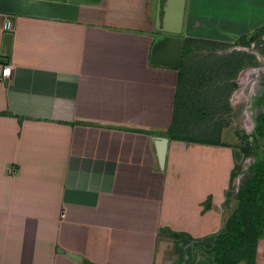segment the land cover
Returning a JSON list of instances; mask_svg holds the SVG:
<instances>
[{"label": "crops", "instance_id": "0c3cea01", "mask_svg": "<svg viewBox=\"0 0 264 264\" xmlns=\"http://www.w3.org/2000/svg\"><path fill=\"white\" fill-rule=\"evenodd\" d=\"M164 2L0 0V264H162L167 231L207 224L197 199L227 158L167 136L177 68L150 63ZM210 15L248 32L264 0H186L181 36L212 39Z\"/></svg>", "mask_w": 264, "mask_h": 264}, {"label": "rangeland", "instance_id": "374dc122", "mask_svg": "<svg viewBox=\"0 0 264 264\" xmlns=\"http://www.w3.org/2000/svg\"><path fill=\"white\" fill-rule=\"evenodd\" d=\"M221 4L217 6L219 10L225 8ZM209 10H214L213 5ZM211 17L213 26H210L208 33L212 39L202 40L208 41L207 44L198 43V39L195 44L189 45L190 49L187 48L183 59L185 70H182L186 73L183 75V81L181 76L179 81L177 77L172 93L174 97L171 96L170 101L173 99L175 125L181 123L183 116L186 117L184 137L220 141V145L211 150L199 143L195 147L200 149L198 153H205L209 157L226 156L227 159L222 164L223 172L216 171L214 167V175L208 178L216 183L215 177L222 175L223 181L220 184L223 186L220 190H206L205 193H200L204 194V197L197 199L200 219L203 221L207 212H210V216L206 225L197 226L196 237L183 233V237L175 239L171 236L173 231H167L165 237L172 238L175 245L170 246L166 242L163 246L166 250L162 264H215L208 252L213 248L217 236L226 231L228 218L238 210L241 203L239 191L255 175L251 169L252 165L264 159L263 138L255 137V145L251 144L257 119L264 115V33L257 34L264 26L255 27L248 32L238 31L218 15H210ZM187 18L189 14L186 11V20ZM181 35H185L184 31ZM239 38H243L241 40L244 44L239 42ZM247 40L248 43L245 44ZM230 57L233 58L231 67L236 65L238 59L243 61L235 77L223 73V79L210 80L208 75L213 71L216 74L221 73L218 67ZM203 70L209 72H206L202 81L200 73ZM227 93L229 95L226 96ZM194 104L200 113L190 112ZM188 143L187 146L192 145L191 142ZM196 173L198 177L202 171ZM175 246L180 250L175 251ZM255 264H264V239L257 243Z\"/></svg>", "mask_w": 264, "mask_h": 264}, {"label": "trees", "instance_id": "16d2710c", "mask_svg": "<svg viewBox=\"0 0 264 264\" xmlns=\"http://www.w3.org/2000/svg\"><path fill=\"white\" fill-rule=\"evenodd\" d=\"M264 33V27L259 29L257 34ZM182 38V50L180 63L177 68V77L179 81V77L183 78L185 75L184 69V57L188 51L189 45L192 43H196L198 39H191L188 37ZM243 38H239V42L243 43ZM208 41H198V43L207 44ZM237 42V41H236ZM248 43V40L245 41V44ZM212 45V44H210ZM188 48V49H187ZM231 62H233V58L226 59L221 67H218V70H221V73L213 71L215 75H208L210 80H214L215 78H224L222 74H227L232 78L235 77L236 72L241 67L242 60L238 59V62L234 67H231ZM225 63V64H224ZM197 68V67H193ZM232 68V71L230 69ZM183 69V70H182ZM210 70V69H208ZM208 70H203L200 73L201 80L203 81L208 73ZM220 74V75H219ZM219 75V76H218ZM231 79V78H230ZM183 81V79H182ZM222 81V80H221ZM235 86V84H232ZM229 95L228 93L226 96ZM264 102V97L262 99ZM190 112H199L197 106L194 104ZM186 120V117L183 116ZM184 118H181V123L179 125H175V111L173 113L172 122L170 127L168 128L167 136L171 139H175L177 141H186L191 143H199L203 145H220V141L218 139L212 140L208 138L202 139H191L184 137L183 133L185 128ZM173 131V132H171ZM255 137L263 138L264 140V115L260 116L257 119V124L255 127V132L252 136L251 144L254 146V142L256 141ZM245 152V150H244ZM243 152V153H244ZM251 169L255 172L254 177L249 180L244 187H242L239 191V196L241 197V203L239 205L238 210H236L226 221L225 224V232L221 235L217 236L214 242V246L211 250H209V254L213 259L215 264H255L256 257V249L257 243L264 239V159L262 161H256ZM253 206H255L253 208ZM172 237L175 239L181 238L184 235L181 233L172 232Z\"/></svg>", "mask_w": 264, "mask_h": 264}, {"label": "water", "instance_id": "95a60500", "mask_svg": "<svg viewBox=\"0 0 264 264\" xmlns=\"http://www.w3.org/2000/svg\"><path fill=\"white\" fill-rule=\"evenodd\" d=\"M186 0H165L162 7V17L160 18L159 28L162 36V43L159 47L152 51L150 63L170 68H178L182 50V38L180 37L183 29L184 13ZM12 35L6 33L4 35L3 45L8 57L10 50V42ZM167 138H159L156 141L157 159L161 167L164 166ZM76 261H80L79 257L71 255ZM84 264H94L89 261H83Z\"/></svg>", "mask_w": 264, "mask_h": 264}, {"label": "built area", "instance_id": "2783aa9c", "mask_svg": "<svg viewBox=\"0 0 264 264\" xmlns=\"http://www.w3.org/2000/svg\"><path fill=\"white\" fill-rule=\"evenodd\" d=\"M11 28V23L7 22L6 25L4 26L5 31H9ZM11 66H3L1 69V76L4 78H9L11 76Z\"/></svg>", "mask_w": 264, "mask_h": 264}, {"label": "flooded vegetation", "instance_id": "af4514ba", "mask_svg": "<svg viewBox=\"0 0 264 264\" xmlns=\"http://www.w3.org/2000/svg\"><path fill=\"white\" fill-rule=\"evenodd\" d=\"M250 40V39H249Z\"/></svg>", "mask_w": 264, "mask_h": 264}]
</instances>
